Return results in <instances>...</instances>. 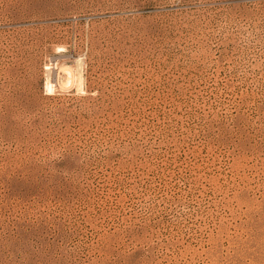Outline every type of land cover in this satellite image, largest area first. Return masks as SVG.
Wrapping results in <instances>:
<instances>
[{"label": "rangeland", "instance_id": "rangeland-1", "mask_svg": "<svg viewBox=\"0 0 264 264\" xmlns=\"http://www.w3.org/2000/svg\"><path fill=\"white\" fill-rule=\"evenodd\" d=\"M0 264H264V0H0Z\"/></svg>", "mask_w": 264, "mask_h": 264}]
</instances>
